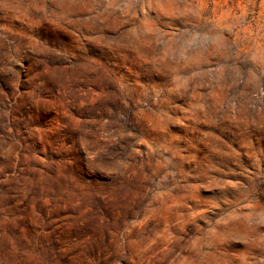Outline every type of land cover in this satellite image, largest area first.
I'll use <instances>...</instances> for the list:
<instances>
[{
	"label": "rangeland",
	"instance_id": "obj_1",
	"mask_svg": "<svg viewBox=\"0 0 264 264\" xmlns=\"http://www.w3.org/2000/svg\"><path fill=\"white\" fill-rule=\"evenodd\" d=\"M0 264H264V0H0Z\"/></svg>",
	"mask_w": 264,
	"mask_h": 264
}]
</instances>
